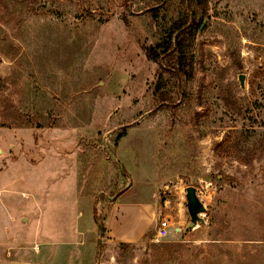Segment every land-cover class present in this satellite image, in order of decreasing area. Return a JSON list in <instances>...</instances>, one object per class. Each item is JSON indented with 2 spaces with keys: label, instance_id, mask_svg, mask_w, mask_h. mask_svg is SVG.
<instances>
[{
  "label": "rangeland",
  "instance_id": "rangeland-1",
  "mask_svg": "<svg viewBox=\"0 0 264 264\" xmlns=\"http://www.w3.org/2000/svg\"><path fill=\"white\" fill-rule=\"evenodd\" d=\"M130 2L0 0V264H264V0H208L175 105L144 46L186 6ZM136 123L156 129L157 181L131 238L109 218L132 197L116 145ZM190 185L207 210L187 229Z\"/></svg>",
  "mask_w": 264,
  "mask_h": 264
},
{
  "label": "crops",
  "instance_id": "crops-1",
  "mask_svg": "<svg viewBox=\"0 0 264 264\" xmlns=\"http://www.w3.org/2000/svg\"><path fill=\"white\" fill-rule=\"evenodd\" d=\"M111 93L117 94L115 88ZM117 160L128 171L127 193L132 195L120 204L110 218V226L121 229L123 236H137L145 229V217L155 211L153 188L157 181V132L155 127L136 123L129 125L116 145ZM115 211V210H114ZM129 225V226H128ZM118 229V230H119Z\"/></svg>",
  "mask_w": 264,
  "mask_h": 264
},
{
  "label": "trees",
  "instance_id": "trees-1",
  "mask_svg": "<svg viewBox=\"0 0 264 264\" xmlns=\"http://www.w3.org/2000/svg\"><path fill=\"white\" fill-rule=\"evenodd\" d=\"M182 2L186 6V15L172 24L169 37L159 42L156 46H144L147 57L158 62L165 72L170 73V79L174 82L175 93L179 97V100L174 101L173 90H166L165 88L168 83L165 81L159 82L155 91L156 95H159L163 105L161 107L163 108H169L172 101H174L173 105H175L181 98L185 97L184 83L194 77L195 54L191 52V47L205 19L203 15L199 16V14L201 11L206 12L208 9V0H182ZM160 3L164 5V0H160ZM158 6L154 5L144 9L152 11L153 15L157 17L160 14ZM129 9L131 12L135 10L132 0ZM125 132L126 129L119 134L117 143ZM123 168L124 172L127 173L125 167Z\"/></svg>",
  "mask_w": 264,
  "mask_h": 264
},
{
  "label": "water",
  "instance_id": "water-1",
  "mask_svg": "<svg viewBox=\"0 0 264 264\" xmlns=\"http://www.w3.org/2000/svg\"><path fill=\"white\" fill-rule=\"evenodd\" d=\"M240 80L243 84V76L240 77ZM186 198V207L190 215V222L187 225V229L195 227L198 222L205 223L202 213H204L207 208L204 202L200 199L195 186L190 185L187 187Z\"/></svg>",
  "mask_w": 264,
  "mask_h": 264
},
{
  "label": "built area",
  "instance_id": "built-area-1",
  "mask_svg": "<svg viewBox=\"0 0 264 264\" xmlns=\"http://www.w3.org/2000/svg\"><path fill=\"white\" fill-rule=\"evenodd\" d=\"M169 234V222L162 219L159 223L156 233V240L166 237Z\"/></svg>",
  "mask_w": 264,
  "mask_h": 264
}]
</instances>
